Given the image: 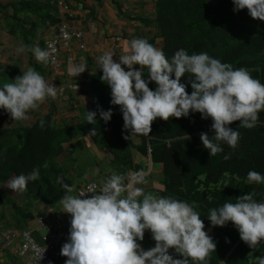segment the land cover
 Instances as JSON below:
<instances>
[{
    "label": "trees",
    "instance_id": "1",
    "mask_svg": "<svg viewBox=\"0 0 264 264\" xmlns=\"http://www.w3.org/2000/svg\"><path fill=\"white\" fill-rule=\"evenodd\" d=\"M0 14L1 22L6 21L5 30L19 44L17 49H25L7 62L0 60V87L29 67L45 79L51 76L50 62H38L31 49L35 46L46 49L45 33L61 21L58 0H21L9 6L0 5ZM142 24L155 30L147 40L162 48L169 60L181 48L190 55L206 52L234 69L246 68L253 78L264 84V21L253 19L247 9L235 11L232 0H157L153 19H144ZM24 56L28 59L27 69L22 64ZM102 74L98 70L86 76L85 92L91 105L82 110L78 123L55 121L56 104H50L45 116L29 124L13 121L9 113L0 108V231L26 229L40 212L39 206L50 210L59 208L65 191L56 182L57 177H63L64 183L74 185L76 190L86 187L90 182L85 179L87 174L70 172L61 164V159L74 154V149L89 147L90 142L107 155L108 170L103 169V183L112 173L127 175L150 171L145 180L154 177L158 186L144 189L146 193L172 197L194 207L205 224V231L216 243V251L211 253L207 264H258L257 258L264 256V241L251 249L240 239L231 222L214 227L207 215L210 208L225 201L235 202L237 197L251 192L255 193L257 202H264V183L247 182L250 170L264 176V111L258 113V122L252 129L239 127L240 121L228 125L240 133L238 144L233 149L220 142L223 152L216 156H210L200 140L201 133L209 137L215 134L213 121L210 117L202 118L198 112L168 121L157 118L149 135H139L136 140L135 135L131 136L130 130L124 128L120 107L111 104V89L101 81ZM143 79L148 81L151 90L156 89L155 82L149 81L147 69ZM193 79L189 74L181 78L189 94L193 90ZM109 109L113 114L105 122L100 112ZM87 111L96 113V124H88ZM11 123L15 125L8 127ZM93 128L97 129L96 135H88ZM225 156L230 158L225 159ZM154 167L160 172L153 174ZM34 169L39 170V179L28 183L22 201L2 191L12 177L29 175ZM137 242L144 250L155 246L150 236L145 243ZM4 247L0 246V250ZM169 254L182 258L174 249H169Z\"/></svg>",
    "mask_w": 264,
    "mask_h": 264
},
{
    "label": "clouds",
    "instance_id": "2",
    "mask_svg": "<svg viewBox=\"0 0 264 264\" xmlns=\"http://www.w3.org/2000/svg\"><path fill=\"white\" fill-rule=\"evenodd\" d=\"M232 2L235 11L247 9L253 19L264 21V0ZM51 48V45L48 49L35 46L31 51L38 62L47 64L51 60L55 63ZM114 55L107 50L98 57L103 73L100 79L110 87L111 104L120 107L124 128L130 130L131 136H148L157 118L168 121L172 117L179 119L190 112H198L202 118L210 117L213 121L215 134L209 137L201 133L200 140L209 155L216 156L223 152L220 142L233 149L238 144L240 133L228 125L240 121L239 127L252 129L258 122V113L264 111V84L253 78L246 68L234 69L231 64L222 63L206 52L190 55L181 48L169 60L162 48L155 47L145 38H133L125 54L119 55V62L113 60ZM134 65H139L140 70ZM86 68L84 63L74 65L69 74L76 77ZM145 69L149 81L157 85L155 90H151L148 81L143 79ZM185 74L194 77L191 94L181 83ZM76 88L78 90V86ZM57 92V87L29 67L12 82L0 87V108L6 110L13 121H27L31 111L38 109L47 98H56ZM112 114L111 109L100 112L105 122ZM95 116V112H86L88 124L97 123ZM40 126L44 127L43 120ZM96 132L93 128L88 135L94 136ZM148 163L152 168L151 162ZM44 167H47L46 163ZM149 172L112 173L104 183L99 178L103 175L98 174L99 177L90 182L96 181L102 186L97 189L96 185H89L78 195H72L76 192L74 185L69 186L63 177H57L56 182L65 191L59 201L63 208L60 215L68 213L71 216L68 242L61 248V255L67 257L65 264H207L211 253L216 251V243L205 231L200 214L187 202L146 193L142 185L137 187L147 181ZM38 179L39 170L34 169L29 175L12 177L6 187L14 192H24L30 181ZM247 182L264 183V176L250 170ZM87 193L92 195L86 196ZM254 196L251 192L237 197L235 202L225 201L210 208L207 215L214 227L231 222L240 239L251 249L264 241V202H257ZM37 217L45 218L42 214ZM36 224L43 225L40 219ZM146 230H150L155 241V246L148 250L137 242L143 241ZM169 249H174L182 258H174ZM257 260L258 264H264V256Z\"/></svg>",
    "mask_w": 264,
    "mask_h": 264
},
{
    "label": "crops",
    "instance_id": "3",
    "mask_svg": "<svg viewBox=\"0 0 264 264\" xmlns=\"http://www.w3.org/2000/svg\"><path fill=\"white\" fill-rule=\"evenodd\" d=\"M19 1L21 0H0V5L9 6ZM25 1L44 2L46 0ZM60 1L67 7V10L59 8L60 18L74 31L82 32L83 36L81 38L75 37L72 40L71 57L73 62L66 61L68 53L64 51L61 75L59 73L58 75L48 76L45 79L58 88L56 98H47L38 109L31 111L29 113V122L39 118L41 111L49 109L50 104H56L58 113L60 112L59 121L78 123L82 116V110L89 108L91 105L90 99L85 92L87 85L86 76H89L94 71L102 70L98 65V57L104 51L111 50L115 53L113 60L119 62V55L125 54V50L129 47L133 38L148 39L152 34L156 33L154 29L143 25L142 20L153 19L157 0ZM1 17L0 14V60L7 62L11 57H16L19 44L5 30L6 21L1 22ZM53 33L54 31L48 29L45 33L46 39L53 36ZM83 45H85V48H82ZM80 63L87 65L86 70L76 77L70 75V69ZM133 67L136 70H140L139 65H134ZM125 70H128L126 66ZM69 84L78 86V90L77 88H67ZM63 88H65L64 92H62ZM62 112L65 114H61ZM89 146H92V144L90 143ZM102 155L105 156L104 154ZM99 178L100 180L102 179L101 177ZM91 179L89 178V180ZM40 207L43 216L49 219H56L63 212V209L53 210L52 215L49 216L51 210L44 206ZM18 241L11 242L3 250H0V264H22L13 252L15 245L19 243ZM60 262L62 261L57 262V264Z\"/></svg>",
    "mask_w": 264,
    "mask_h": 264
},
{
    "label": "built area",
    "instance_id": "4",
    "mask_svg": "<svg viewBox=\"0 0 264 264\" xmlns=\"http://www.w3.org/2000/svg\"><path fill=\"white\" fill-rule=\"evenodd\" d=\"M58 5L59 8L61 7L67 10V7H65L62 1L58 0ZM50 29L54 31V33L53 36L47 39L46 49H48L49 45L52 46L49 50L52 51L55 63H52L51 60L49 62L50 70L54 76L61 73L62 64L64 62V51L68 53L66 61H72V40L75 37L81 38L83 33L74 31L63 19ZM65 33H67V36H65ZM82 48H85V45H83ZM67 88L76 89V87L72 85H69V87L67 86ZM64 90L65 88L62 89V92H64ZM92 184L96 185L97 189L102 186V184L93 181L87 184L83 189L76 190L74 195H78L79 191L86 190L87 187ZM91 195V193L86 194V196L89 197ZM37 219H40L44 226H38L36 224ZM70 220V214L64 213L56 219L37 217L29 224V228L24 231H7L3 229L0 231V246H7L9 243H13L19 239V243L15 245L13 252L23 264H55L64 257L61 255V248L64 243L68 242ZM42 252L41 258L40 254Z\"/></svg>",
    "mask_w": 264,
    "mask_h": 264
},
{
    "label": "rangeland",
    "instance_id": "5",
    "mask_svg": "<svg viewBox=\"0 0 264 264\" xmlns=\"http://www.w3.org/2000/svg\"><path fill=\"white\" fill-rule=\"evenodd\" d=\"M17 54L19 53V51L16 52ZM27 57H23L22 59V64L24 65V67L27 69ZM48 109V108H47ZM42 110L41 111V114L39 117H42V116H45L48 112V110ZM61 114H65V113H61ZM58 119H60V112L56 113L55 114V121L59 122V123H72L73 121L71 122H63V121H59ZM33 122V121H31ZM29 122L28 120L27 121H23V124H29L31 123ZM15 123H11L8 125V127H12L14 126ZM137 140V135L134 136ZM69 146H67L68 148ZM69 152V150L67 151ZM74 154L72 155H64L61 159V164H64L66 169H68L70 172L73 171V173H75L76 175H79V174H87L85 179H97L99 177L98 174H102L103 172V169L104 170H108V165L105 163L106 161V158L105 156H107L105 154V152L101 151L100 149H97V148H94V146H89L83 150H80V149H74ZM104 154L105 156H103L102 154ZM160 172V169L158 167H154L153 168V174H157ZM97 175V176H96ZM154 177H152L151 179H148L145 183L143 184H138L137 187H142L145 189H149L151 187H153L155 185L154 183ZM8 183V182H7ZM7 183L3 186L2 188V191L4 193H7L9 195H11L12 197H14L16 200L18 201H22L23 200V192H14L13 190L9 189L6 187ZM155 186H158L157 184ZM72 195H74V192L72 193ZM40 208V214L43 215L42 211H41V207L39 206ZM58 210H62V206H60L59 208H57ZM53 210H51V212L49 213V216L52 215ZM37 213V214H38ZM47 217V216H46ZM48 219V218H47ZM5 230L7 231H11L12 229L10 228H4ZM147 236H150L152 238V234L150 232V230H146L145 231V234H144V239L143 241H141L142 243H145L146 240H147ZM36 237V236H35ZM37 238V237H36ZM38 239V238H37ZM153 239V238H152ZM6 247V246H5ZM4 247V248H5ZM67 258L63 257L61 259L62 262L58 263V264H65V261H66ZM57 264V263H56Z\"/></svg>",
    "mask_w": 264,
    "mask_h": 264
}]
</instances>
